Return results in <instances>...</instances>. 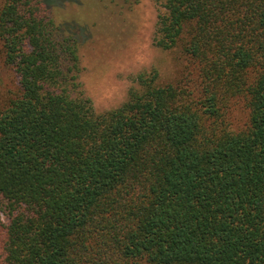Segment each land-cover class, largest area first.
Masks as SVG:
<instances>
[{"label":"trees","instance_id":"1","mask_svg":"<svg viewBox=\"0 0 264 264\" xmlns=\"http://www.w3.org/2000/svg\"><path fill=\"white\" fill-rule=\"evenodd\" d=\"M155 1L184 77L99 112L62 2L0 0V264H264V0Z\"/></svg>","mask_w":264,"mask_h":264},{"label":"rangeland","instance_id":"2","mask_svg":"<svg viewBox=\"0 0 264 264\" xmlns=\"http://www.w3.org/2000/svg\"><path fill=\"white\" fill-rule=\"evenodd\" d=\"M62 2L55 20L80 30L79 82L96 111H105L125 101L131 78L152 68L164 82H178L188 60L178 51H162L153 45L157 19L155 0H53ZM8 70L2 71L0 91L11 95L15 85ZM242 111L233 114L236 126Z\"/></svg>","mask_w":264,"mask_h":264}]
</instances>
